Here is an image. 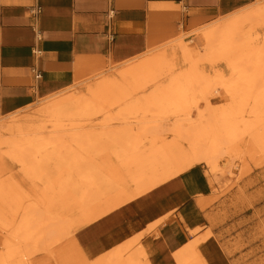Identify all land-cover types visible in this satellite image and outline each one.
<instances>
[{
  "label": "bare ground",
  "instance_id": "obj_1",
  "mask_svg": "<svg viewBox=\"0 0 264 264\" xmlns=\"http://www.w3.org/2000/svg\"><path fill=\"white\" fill-rule=\"evenodd\" d=\"M189 34L166 39L112 73H96L91 82L49 90L31 113L1 116L9 119L0 124V159L15 162L32 191L0 181V264H48L73 231L201 164L213 185L221 159L245 149L257 163L264 154V0ZM192 36L204 41L203 55L191 46ZM202 60H224L230 79L209 76ZM81 74L78 65L76 79ZM220 91L229 102L215 107L211 96ZM197 202L204 210L211 204L203 195ZM38 252L45 253L40 263ZM173 254L176 264H207L194 239ZM90 264L153 263L143 248L128 245Z\"/></svg>",
  "mask_w": 264,
  "mask_h": 264
},
{
  "label": "crops",
  "instance_id": "obj_2",
  "mask_svg": "<svg viewBox=\"0 0 264 264\" xmlns=\"http://www.w3.org/2000/svg\"><path fill=\"white\" fill-rule=\"evenodd\" d=\"M255 0H0V117L60 91L105 58L126 60ZM36 70L41 77H35ZM81 74V75H82ZM160 215L171 253L206 226L197 198L211 196L199 166L165 188ZM178 200L181 204L176 206ZM165 206V207H164ZM174 212L168 214V208ZM195 229V230H194ZM194 230V232L192 231Z\"/></svg>",
  "mask_w": 264,
  "mask_h": 264
},
{
  "label": "rangeland",
  "instance_id": "obj_3",
  "mask_svg": "<svg viewBox=\"0 0 264 264\" xmlns=\"http://www.w3.org/2000/svg\"><path fill=\"white\" fill-rule=\"evenodd\" d=\"M180 34L190 36L189 32L177 35ZM197 36H192L194 41L191 46L199 55H203L204 41ZM126 60L105 58L97 68L85 72L76 81L91 82L96 73H112ZM199 65L209 76L221 74L227 79L231 77V71L224 60L215 64L202 60ZM181 67L185 69L188 64L181 63ZM211 101L212 105L218 107L227 104L229 99L224 91H220L211 96ZM199 104L203 107L205 101L201 99ZM37 105V102L32 103L17 112L21 115L31 113ZM7 119L9 116L0 117V124H4ZM249 152L243 149L236 157L221 159L216 182L213 185L209 182L211 204L206 211L207 223L196 231L193 238L207 264H264V154L259 152L257 163H254ZM0 161V181L6 179V182H14L19 188L22 186L32 191L29 177H25L24 171L15 162L7 158ZM199 167L209 180L207 166L201 164ZM173 181L174 178L160 183L149 194L141 195L134 202L106 214L95 224L73 231L57 244L54 261L50 259L48 264H90L106 251L128 245L130 249L143 248L153 264H176L173 252L163 246L159 232V225L167 218L152 227L153 222L161 217V207L168 202L165 188ZM173 212L174 207L170 206L168 214ZM43 254H35L38 256L37 263L41 262L39 259Z\"/></svg>",
  "mask_w": 264,
  "mask_h": 264
},
{
  "label": "built area",
  "instance_id": "obj_4",
  "mask_svg": "<svg viewBox=\"0 0 264 264\" xmlns=\"http://www.w3.org/2000/svg\"><path fill=\"white\" fill-rule=\"evenodd\" d=\"M37 72H35V77L37 78V79H39L40 77H41V73H40V71H38V70H36Z\"/></svg>",
  "mask_w": 264,
  "mask_h": 264
}]
</instances>
